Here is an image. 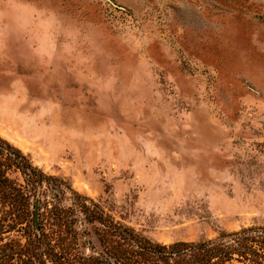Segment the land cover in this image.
Here are the masks:
<instances>
[{
	"label": "rangeland",
	"instance_id": "374dc122",
	"mask_svg": "<svg viewBox=\"0 0 264 264\" xmlns=\"http://www.w3.org/2000/svg\"><path fill=\"white\" fill-rule=\"evenodd\" d=\"M0 137L53 177L0 190L20 264H108L84 203L162 245L264 226V0H0Z\"/></svg>",
	"mask_w": 264,
	"mask_h": 264
},
{
	"label": "trees",
	"instance_id": "16d2710c",
	"mask_svg": "<svg viewBox=\"0 0 264 264\" xmlns=\"http://www.w3.org/2000/svg\"><path fill=\"white\" fill-rule=\"evenodd\" d=\"M11 169L19 170L25 181L36 190L53 178L35 166L20 148L0 137V190L16 200L25 201L24 191L8 175ZM55 194L58 196V193ZM82 207L90 221H99L104 225V236L109 239L119 237L126 244H110L108 264H227L235 258L264 264V226L225 231L213 239L162 245L141 237L135 230L105 216L104 212H96L86 203ZM64 210L58 204L51 208L59 218ZM17 256L12 244L5 245L0 250V264H20L16 261ZM102 263L103 259L99 256L84 259V264Z\"/></svg>",
	"mask_w": 264,
	"mask_h": 264
}]
</instances>
